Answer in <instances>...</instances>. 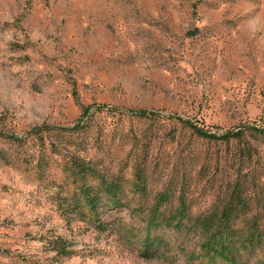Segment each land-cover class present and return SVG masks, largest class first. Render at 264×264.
I'll list each match as a JSON object with an SVG mask.
<instances>
[{"label": "rangeland", "instance_id": "rangeland-1", "mask_svg": "<svg viewBox=\"0 0 264 264\" xmlns=\"http://www.w3.org/2000/svg\"><path fill=\"white\" fill-rule=\"evenodd\" d=\"M226 230L264 263V0H0V264H231L189 258Z\"/></svg>", "mask_w": 264, "mask_h": 264}, {"label": "trees", "instance_id": "trees-1", "mask_svg": "<svg viewBox=\"0 0 264 264\" xmlns=\"http://www.w3.org/2000/svg\"><path fill=\"white\" fill-rule=\"evenodd\" d=\"M134 114H136L137 116H145L146 115V113L143 111L134 112ZM176 120L179 122H182L185 125L191 126V125H189L190 122L181 121L180 119H176ZM194 130H195L196 134L199 135L200 137L211 139V140H228L231 138H237L239 136L238 132H228V133H225L224 135L216 136V135H214V134L212 135L209 132L204 131L202 129L195 128ZM111 196H112V199L115 197V195H111ZM97 200H98L97 198L90 199L89 204L91 206H93ZM221 233L222 234H220L219 235L220 237L218 236V238H217V236H215L213 238L209 237L211 235L207 236L205 238V241H203V243L200 245L198 253L197 254H193V253L191 254L190 253L191 255L189 258L191 260H196V261L201 260L203 258H209L210 260H213L215 258H219L223 261H227V262H230L231 264H233L232 259H231V255L229 256L230 253H229V249L227 246V242H229L230 240L233 239L234 242H238L237 244H241L242 251H244L246 253H247V251L248 252L251 251V249L256 245L254 243V238L256 237L255 233H249L247 236H244L243 234L241 235V233H239L238 238H235L236 236H234V234H235L234 232H230V231L226 230L225 233L224 232H221ZM223 234H224V236H223Z\"/></svg>", "mask_w": 264, "mask_h": 264}]
</instances>
